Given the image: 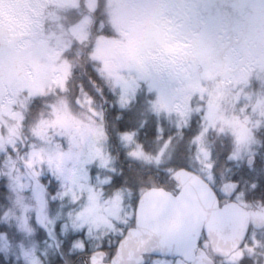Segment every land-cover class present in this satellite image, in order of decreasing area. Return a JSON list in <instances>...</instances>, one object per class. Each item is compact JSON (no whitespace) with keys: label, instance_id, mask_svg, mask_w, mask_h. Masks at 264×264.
<instances>
[{"label":"snow or ice","instance_id":"obj_1","mask_svg":"<svg viewBox=\"0 0 264 264\" xmlns=\"http://www.w3.org/2000/svg\"><path fill=\"white\" fill-rule=\"evenodd\" d=\"M0 264H264V0H0Z\"/></svg>","mask_w":264,"mask_h":264},{"label":"trees","instance_id":"obj_2","mask_svg":"<svg viewBox=\"0 0 264 264\" xmlns=\"http://www.w3.org/2000/svg\"><path fill=\"white\" fill-rule=\"evenodd\" d=\"M84 83H85L86 87L89 86L88 83H87V79L86 78H84ZM163 126H164L166 134L169 133V132L175 131L174 127L172 125H170L169 123H167V122H164ZM152 128H153V122L150 119L149 120V126L145 129V131H148L151 134ZM193 131H194V129H193ZM190 134H191L190 132L185 134V141L182 142V143L186 142L187 136L190 135ZM209 139L210 140H215V150L216 151H221V140H223L224 143L227 144L229 138L228 137H221V138L217 139L215 137V134H213L212 136L209 137ZM150 143H152V146L155 147L154 142H150ZM221 163H223V157L222 156H221ZM218 167H219V165H218ZM231 168H232L231 171H225L224 175L226 177L233 176V173H236V175L239 176L241 174V172L244 171L243 169L237 170L235 168V166H231ZM248 178L250 179L251 177H248ZM241 183L243 184V182H241ZM68 259L71 261L72 258L68 257Z\"/></svg>","mask_w":264,"mask_h":264}]
</instances>
